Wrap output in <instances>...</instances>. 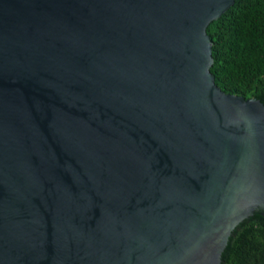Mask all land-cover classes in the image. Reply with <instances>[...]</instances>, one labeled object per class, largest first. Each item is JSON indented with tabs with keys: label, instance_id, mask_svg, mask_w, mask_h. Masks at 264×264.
I'll return each mask as SVG.
<instances>
[{
	"label": "water",
	"instance_id": "obj_1",
	"mask_svg": "<svg viewBox=\"0 0 264 264\" xmlns=\"http://www.w3.org/2000/svg\"><path fill=\"white\" fill-rule=\"evenodd\" d=\"M235 0H0V264H219L264 217V103L222 92Z\"/></svg>",
	"mask_w": 264,
	"mask_h": 264
},
{
	"label": "trees",
	"instance_id": "obj_2",
	"mask_svg": "<svg viewBox=\"0 0 264 264\" xmlns=\"http://www.w3.org/2000/svg\"><path fill=\"white\" fill-rule=\"evenodd\" d=\"M205 33L214 84L264 103V0H235ZM219 264H264V217L254 212L232 230Z\"/></svg>",
	"mask_w": 264,
	"mask_h": 264
}]
</instances>
